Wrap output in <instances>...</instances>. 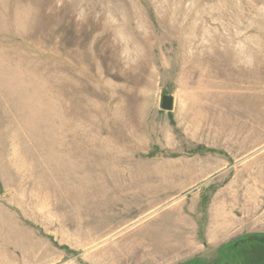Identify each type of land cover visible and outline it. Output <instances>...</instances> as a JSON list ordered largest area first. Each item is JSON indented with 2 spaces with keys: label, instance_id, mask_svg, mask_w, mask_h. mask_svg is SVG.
<instances>
[{
  "label": "rangeland",
  "instance_id": "rangeland-1",
  "mask_svg": "<svg viewBox=\"0 0 264 264\" xmlns=\"http://www.w3.org/2000/svg\"><path fill=\"white\" fill-rule=\"evenodd\" d=\"M263 257L264 0H0V264Z\"/></svg>",
  "mask_w": 264,
  "mask_h": 264
},
{
  "label": "water",
  "instance_id": "water-1",
  "mask_svg": "<svg viewBox=\"0 0 264 264\" xmlns=\"http://www.w3.org/2000/svg\"><path fill=\"white\" fill-rule=\"evenodd\" d=\"M173 103H174V98L172 96L170 95L164 96L162 101V105L164 108L171 109L173 107Z\"/></svg>",
  "mask_w": 264,
  "mask_h": 264
},
{
  "label": "trees",
  "instance_id": "trees-1",
  "mask_svg": "<svg viewBox=\"0 0 264 264\" xmlns=\"http://www.w3.org/2000/svg\"><path fill=\"white\" fill-rule=\"evenodd\" d=\"M264 258V257H263ZM263 260V262L261 261V260H259V262L258 263H256V264H264V259H262Z\"/></svg>",
  "mask_w": 264,
  "mask_h": 264
}]
</instances>
